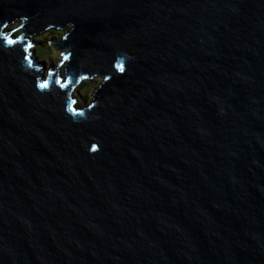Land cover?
Returning <instances> with one entry per match:
<instances>
[{"label": "water", "instance_id": "95a60500", "mask_svg": "<svg viewBox=\"0 0 264 264\" xmlns=\"http://www.w3.org/2000/svg\"><path fill=\"white\" fill-rule=\"evenodd\" d=\"M0 264H264V0H0Z\"/></svg>", "mask_w": 264, "mask_h": 264}, {"label": "rangeland", "instance_id": "374dc122", "mask_svg": "<svg viewBox=\"0 0 264 264\" xmlns=\"http://www.w3.org/2000/svg\"><path fill=\"white\" fill-rule=\"evenodd\" d=\"M20 27V20L16 21V23L14 24V29L15 30H18V28ZM70 31V28L68 27L67 29L63 30L62 32H51V33H47V32H43L39 35L38 39H46V41L51 45V46H48L46 48H43L41 47L42 50H44L46 53H49L50 56L47 57V55H45L47 58L42 60L45 62V72L48 73V72H55L58 68V75H60V77L64 78V80L66 79V76H65V66L67 64V61L64 60V57H63V53H65L67 51V49L64 47V48H60L58 45L56 44H51V42H61L63 39H64V35ZM8 33V30L6 31ZM56 33V34H54ZM9 34V33H8ZM49 34H54V36H49ZM25 38L27 39L28 36H25ZM37 38H35L36 40ZM33 42L34 40L31 39ZM46 42V43H47ZM46 43L43 44V46L46 45ZM39 43H32V45H37ZM41 45H37V47H39ZM33 47H31L30 49V52H32V49ZM51 57L52 58V61L51 60H48V58ZM43 58V57H41ZM60 66V67H59ZM104 77L101 76V75H95L93 78L91 79H88L86 81H89L90 83H92L93 85H91L89 88H88V98H86L85 100L86 101H82L80 100V96L78 94L77 91L80 90V88L82 86H80L78 89H76V91L74 92V95H75V99L78 101V103L80 105H85L87 106V104H89L93 98H94V92L96 91V89L100 86L101 82L103 81ZM95 81V82H94ZM85 82V81H84ZM84 84V83H83ZM85 90L82 91V93H84ZM84 100V99H83Z\"/></svg>", "mask_w": 264, "mask_h": 264}, {"label": "trees", "instance_id": "16d2710c", "mask_svg": "<svg viewBox=\"0 0 264 264\" xmlns=\"http://www.w3.org/2000/svg\"><path fill=\"white\" fill-rule=\"evenodd\" d=\"M12 29H13V28H12ZM21 32H22V31H20V30L16 31L15 36H19ZM55 32H61V31L58 30V31H55ZM54 34H56V33H54ZM54 34H49V36H54ZM35 42H36V43H39V44L41 45V46H39V47L36 48V54H37L38 59H44V58H47L48 56H50L49 53H46L44 50L41 49V47L46 48V47H48V46H51V45L46 41V39L44 40V39H38V38H37V39L35 40ZM46 42H47V43H46ZM44 43H46V45H45V46H42ZM45 55H47V57H46ZM41 57H43V58H41ZM49 58H51V57H49ZM94 82H95V81H94ZM91 85H93V84L90 83L89 81H85L84 84L82 85V87L80 88V90L78 91V92H80V94L82 95V97H83L84 100H85L86 98H88V96H87L88 93H89L88 88H89ZM83 90H85L84 93H82ZM85 101H86V100H85Z\"/></svg>", "mask_w": 264, "mask_h": 264}, {"label": "clouds", "instance_id": "9594fccd", "mask_svg": "<svg viewBox=\"0 0 264 264\" xmlns=\"http://www.w3.org/2000/svg\"><path fill=\"white\" fill-rule=\"evenodd\" d=\"M23 22V21H22ZM21 21H20V25H22L23 23H22ZM68 28V27H67ZM66 28V29H67ZM70 28V31H71V27H69ZM20 31H22L21 33H20V35L19 36H17V37H14V38H19L21 35H22V33L24 32V29L23 28H20L19 29ZM65 30V29H64ZM55 31H58V29H51V30H47V31H45V32H49V33H51V32H55ZM60 31V30H59ZM63 31V30H62ZM61 31V32H62ZM69 31V32H70ZM69 32H67L65 35H64V37L65 36H67L68 35V33ZM25 36H28V38H27V40L31 43L30 44V46H29V48H28V51L30 52V49H31V47H33L35 50H36V48H37V45H40V44H37V45H32V43L34 44V43H36L35 42V38H38L39 37V35L38 36H32V37H30L29 35H25ZM31 39H33L34 41L33 42H31L32 40ZM43 46V45H42ZM32 48V49H33ZM36 56H37V54H36ZM63 57H64V55H63ZM38 58V57H37ZM44 59H46V58H44ZM44 59H38L39 61H42V60H44ZM48 60H51L52 61V58H48ZM45 61V60H44ZM44 61H42V62H44ZM65 72V71H64ZM65 74V73H64ZM66 76V75H65ZM62 78V77H61ZM65 78V77H64ZM64 78H62L63 80H64ZM86 80H88V79H84V80H82L81 82H80V84L76 87V89H78L80 86H82L83 85V83H84V81H86ZM104 80V79H103ZM76 89L74 90V92L76 91ZM97 90V89H96ZM74 92H73V96H74V99H75V95H74ZM78 92V91H77ZM96 92V91H95ZM95 92H94V94H95ZM78 94H79V96L81 97V99L80 100H82V101H85V100H83V97H82V95L80 94V92H78ZM76 100V99H75ZM77 101V100H76ZM77 103H78V101H77Z\"/></svg>", "mask_w": 264, "mask_h": 264}, {"label": "bare ground", "instance_id": "6f19581e", "mask_svg": "<svg viewBox=\"0 0 264 264\" xmlns=\"http://www.w3.org/2000/svg\"><path fill=\"white\" fill-rule=\"evenodd\" d=\"M16 22H14V23H12V24H10V25H6V26H4L3 28H2V34H5V35H7V36H9L10 38H14V37H17V36H15V33H16V31H18L19 29H20V27H21V25H20V27H19V29L18 30H15L14 29V24H15ZM13 28V29H12ZM8 30V33L6 32ZM65 69V68H64ZM60 76V75H59Z\"/></svg>", "mask_w": 264, "mask_h": 264}, {"label": "snow or ice", "instance_id": "6c2138e0", "mask_svg": "<svg viewBox=\"0 0 264 264\" xmlns=\"http://www.w3.org/2000/svg\"><path fill=\"white\" fill-rule=\"evenodd\" d=\"M8 43L11 44V43H13V41H12L11 39H9V40H8ZM40 87H41V88H45V87H47V85H46V84H41Z\"/></svg>", "mask_w": 264, "mask_h": 264}]
</instances>
